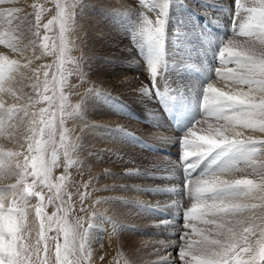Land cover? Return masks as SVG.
I'll list each match as a JSON object with an SVG mask.
<instances>
[{"label": "rangeland", "instance_id": "obj_1", "mask_svg": "<svg viewBox=\"0 0 264 264\" xmlns=\"http://www.w3.org/2000/svg\"><path fill=\"white\" fill-rule=\"evenodd\" d=\"M113 1L116 4L124 3L121 7L109 9L105 6L108 0H102L103 4H100L99 0H77L74 6L72 19L75 25L72 38L75 40V47L69 53L68 59H77L79 69L78 73L69 74L71 65L67 63L64 65L67 77L64 94L69 98L68 103L80 104V107L76 118L64 122V128L68 130L66 143L75 141L78 145L74 151L69 150L68 155L65 156L59 144V134L57 135L56 150L59 166L53 170L52 175L53 177L67 175L61 196L66 201L68 196H71V200L68 201L72 207V211L68 214L69 222L75 224L79 220L82 226L80 230L86 231L82 241L86 249L82 254L85 259L84 264H165V262L182 264L176 246L184 243L180 239L182 232L191 231L183 228V214L191 207L192 200L184 194L186 191L184 171L179 167L183 163L180 141L195 122L202 118L200 101L208 83L212 81L214 86L224 91L233 93L236 91L235 87H225L226 82L214 76L215 68L222 67L218 63L219 49L232 35L230 25L233 0H170L165 51L166 59H172V63L168 64L165 75L178 92L163 100L154 93L141 94L142 88L151 86L146 69L147 49L139 46L137 33L141 12L154 19V14L148 13L149 9L145 7L150 0ZM69 2L70 0H13L10 4L0 6V8L21 10L18 13L20 20L15 21L13 26L20 24V31L16 35L23 33L20 46H27L26 51L19 54L5 45H0V56H7L10 60H17L21 65H28L23 70L5 72L8 78L6 87H11L18 95L22 94L20 101L11 95L0 94V99L6 107L12 104L19 106L24 103V97L35 96L33 84L39 83V90L43 91V73L48 69L42 66L51 65V72L56 71L60 43L59 23L54 24L47 33L43 24L56 15L57 3ZM161 2L162 0H151L149 7L155 12ZM249 2L251 0H242V3ZM33 5L43 6L40 37L45 34L50 37L49 42L57 46L56 54L40 55L41 49L38 45L35 47L29 45V40L33 37L28 28L35 22L38 10ZM217 6L222 15L227 11L231 14L227 16L229 22L225 25L223 21L221 27H218L219 31L228 30V35L226 34L225 37H219V31L214 26L208 25L206 18L208 15H214L211 10ZM92 9L96 10L99 16H94ZM25 17L27 21L20 23ZM204 22L208 23L204 24ZM3 31L5 26L0 22V32ZM8 39H12L11 33ZM33 52L40 58H34ZM228 66L233 67V65ZM134 69H137V75L142 76V83L136 87L137 90L136 88L130 90V94L128 92L131 88L129 84L131 77H128L129 71ZM191 70L199 72L205 81L208 80L207 83H196ZM37 73H39L38 79ZM51 79L50 74L49 81ZM108 79L109 82L118 79L116 82L118 84L115 86L118 88L126 80L128 84L123 87L126 91L117 92L113 90L114 86H102L105 81L108 83ZM58 103L57 101V105ZM41 107L47 108L48 105L40 103L29 110L34 112ZM164 108L168 111L174 110L178 114L181 121L178 132L168 127L165 118L167 110ZM54 110L58 111V108ZM96 111H99L97 115ZM158 113L161 114V120ZM87 116L91 118L88 119ZM202 128L206 129L207 124L195 126L197 134H203L200 131ZM238 130L243 131L246 137L264 139V133L259 130L237 128ZM19 132L21 135L25 134L26 127L21 126ZM26 147L27 143L24 142V148ZM9 150L22 149L19 143L6 135H0V151ZM51 153L50 147L49 156ZM89 157L93 162L96 161L92 164L94 167L102 163L99 164L101 167L99 170L94 168L95 172H93L94 170L88 169L89 164H86V160ZM110 159L121 163L110 166ZM9 163L14 164L15 161ZM206 166L207 162L202 163L196 170L197 173L202 172ZM95 180L97 183H94ZM107 180H109L107 184L110 183L108 185L110 190L103 194L108 197H102V200L98 190L103 189ZM12 183H15V177H0V185ZM94 189H97L98 193ZM44 191L46 196L55 194V190L52 193L47 189ZM30 203L32 208L28 215V230L31 231L32 236L28 243L34 244L36 234L39 232V222L35 216V205L38 201L36 198H31ZM58 204L59 200L48 205L45 208L46 214L51 216L57 212ZM114 233L120 237L126 236L123 237L125 243L124 241L120 245L114 243L112 247L105 236ZM48 235L53 237L57 233L53 231ZM56 242L49 241L53 264ZM59 242L63 243L62 234ZM174 245L175 248H172ZM92 247L100 251L96 254L97 262L91 258ZM133 258L134 260L129 262ZM125 259H128V263Z\"/></svg>", "mask_w": 264, "mask_h": 264}, {"label": "snow or ice", "instance_id": "obj_2", "mask_svg": "<svg viewBox=\"0 0 264 264\" xmlns=\"http://www.w3.org/2000/svg\"><path fill=\"white\" fill-rule=\"evenodd\" d=\"M12 2L0 0V6ZM76 3L77 0L57 3L56 15L43 24L47 33L59 23L60 35L56 71L51 72V65L42 66L48 69L43 73V91L39 90V83L33 84L36 95L24 97V103L19 106L6 107L0 99V135L19 143L22 149L0 151V177H15V183L0 185V264H53L50 240L57 241L54 264H84L82 254L86 249L82 241L86 231L80 230L79 220L75 224L69 222L71 196L68 201L61 196L67 175H52L59 166L57 135L65 156L78 145L75 141L66 143L68 130L64 128V122L76 118L80 107V104L68 103L69 98L64 94L67 83L64 65H71L69 74L78 73L79 69L77 59H68L75 47L72 17ZM150 3L145 7L149 9L148 13L154 14V19L141 12L137 33L139 46L147 49L146 69L151 86L142 88L141 94L154 93L163 100L178 92L165 75L168 64L172 63V59H166L165 51L170 0H162L155 12L149 7ZM33 7L38 10L35 22L28 28L33 37L29 45H38L40 55L56 54L57 46L49 42L50 37L47 34L40 37L43 6ZM20 11L18 8H0V22L5 26V31L0 32V45L23 54L27 47L20 46L23 33L16 35L20 24L13 26L20 20ZM25 21L27 17L20 23ZM231 21L232 35L219 49L218 63L222 67L215 68L214 76L223 79L225 87L237 90L234 93L224 91L212 81L208 83L200 101L202 118L180 141L183 163L179 167L184 171V194L192 200L191 207L183 214V228L191 231L182 232L180 239L184 243L176 246L182 264H264V139L246 137L237 131L240 128L264 133V0L249 3L233 0ZM9 33L12 39H8ZM33 57L40 58L35 52ZM27 67V64L21 65L17 60L0 56V94L11 95L20 101L22 94L6 87L5 72ZM36 76L38 79L39 73ZM40 103H46L48 107L34 112L29 110ZM57 108L58 111L54 110ZM202 123H206L207 128L200 130L203 134H197L195 126ZM21 126L26 127L23 135L19 132ZM13 160L14 164L9 163ZM204 162L207 166L197 173ZM44 189L49 193L55 190V194L46 196ZM31 198L38 201L35 216L39 232L34 244L28 243L32 236L28 230ZM57 200V212L48 216L45 208ZM53 231L57 235L49 237L48 233ZM61 234L62 244L59 242Z\"/></svg>", "mask_w": 264, "mask_h": 264}, {"label": "bare ground", "instance_id": "obj_3", "mask_svg": "<svg viewBox=\"0 0 264 264\" xmlns=\"http://www.w3.org/2000/svg\"><path fill=\"white\" fill-rule=\"evenodd\" d=\"M100 1V4H103L102 3V0H99ZM118 1V0H117ZM124 2H121L120 4H116V2H114L113 0H111V1H109L108 0V3H106L105 4V6L106 7H108L109 9H112V8H116V7H121L122 6V4H123ZM231 3V2H230ZM219 10V7L217 6V8H212V10H211V13H213L214 15H211V16H209L208 14V16H206V18H207V21L209 22H204V23H208V25H210L211 27H213L214 26V28H216V30L217 31H219L218 30V27H221V25H222V23H223V21H224V24L226 25L228 22H229V19H228V17L229 16H231V14H230V12H228L227 11V13H224L223 15H222V13L221 12H219L218 11ZM92 11H93V13H94V16H99V13L96 11V10H93L92 9ZM226 12V11H225ZM206 15V14H205ZM212 16H214L215 18H212ZM228 16V17H227ZM211 17V18H210ZM93 19V18H92ZM96 21V20H95ZM228 31V30H227ZM227 31L226 32H224L223 30L222 31H219L218 32V34H219V37H225V36H227L228 35V33H227ZM227 34V35H226ZM91 49V48H90ZM92 51V50H91ZM95 70V69H94ZM136 70L137 69H134L133 71L132 70H130L129 71V77L128 78H130L131 77V81L129 82V84L131 85V88H129V92L128 93H130V90H134V88H136L137 86H139L142 82V76L141 75H137V73H136ZM192 71V70H191ZM206 78V77H205ZM116 80V79H115ZM99 81V80H98ZM206 81H208V80H206ZM205 81V82H206ZM104 82V81H103ZM108 83H106V81H105V83L103 84L102 82H100V83H102V86H109V85H111V86H117V84L118 83H116V82H118V79L116 80V81H110L109 82V79H108V81H107ZM143 82H144V80H143ZM196 82V81H195ZM99 83V84H100ZM197 83V82H196ZM207 83V82H206ZM205 83V84H206ZM128 83H126V80H124V82H123V84H122V86H120V88H118V87H115V89H113V90H117V92L119 91V90H123V91H126L123 87L124 86H126ZM128 87H129V85H128ZM139 89V88H138ZM136 90H137V88H136ZM237 90V89H236ZM122 91V92H123ZM124 93H127V92H124ZM131 94V93H130ZM10 100L12 101V97L10 98ZM155 112V111H154ZM99 113V111H96L95 112V114L97 115ZM162 113V112H161ZM163 114V113H162ZM90 115H91V113H90ZM95 115V116H96ZM154 115H156V113L154 114ZM164 115V114H163ZM158 116H159V119L161 120L162 119V117H161V114L160 113H158ZM88 117V116H87ZM155 117V116H154ZM89 118H91L90 116L88 117V119ZM157 118V117H156ZM91 120V119H90ZM93 122V121H92ZM160 122V121H159ZM91 123V122H90ZM157 123H158V121H157ZM206 127V126H205ZM90 131V130H89ZM239 131V130H238ZM242 133H243V131H241ZM91 146H92V144H91ZM90 147V146H89ZM168 150V149H167ZM158 151H160V150H158ZM168 152H169V150H168ZM162 153V152H161ZM173 153V152H172ZM94 158V157H93ZM86 160V159H85ZM105 160V159H104ZM87 162H86V164H89V166H88V169H90V170H94V168H95V170H99V168H101V167H99L100 165V163H98L97 164V166H95L94 167V165H92V164H94V162H96V161H94L93 162V160H91L90 159V157H89V159L88 160H86ZM110 166H111V164L113 165V164H115V163H121V161H117V160H114V159H110ZM108 163V162H107ZM123 163V162H122ZM102 164V163H101ZM87 167V166H86ZM98 167V168H97ZM87 169V170H88ZM95 170L93 171V172H95ZM102 170V169H101ZM92 172V173H93ZM97 174V173H96ZM92 177V176H91ZM108 178V177H107ZM108 179H110V178H108ZM98 180V179H97ZM97 180H95V182L94 183H97L96 181ZM91 182H93V180L91 181ZM106 182V181H105ZM104 182V183H105ZM109 182V180H107V182H106V184H104L105 186L103 187V189L102 188H100L98 191H100V193H99V195L101 196V199L103 200V198L102 197H108L107 195L105 196V195H103V194H105V193H107V192H109V190H110V188H109V184H107ZM92 185H93V183H91ZM101 184V183H100ZM93 187V186H92ZM140 189H142V188H140ZM139 189V190H140ZM95 191L97 190V189H94ZM93 190V191H94ZM98 191H96V193H98ZM131 197V196H130ZM142 197V196H141ZM100 199V198H99ZM145 201V200H144ZM99 206H100V204H98ZM151 205V204H150ZM124 212H125V209H124ZM171 215V214H170ZM171 216H174V215H171ZM170 216V217H171ZM174 217H177V216H174ZM177 220V219H176ZM109 234H107V236H105L106 237V239L109 241V243H110V245L113 247V244L114 243H116V244H118V245H120V243L122 242V241H124V238L126 237V236H124V235H122L123 237H120V236H118L117 234H113V235H109ZM91 240V239H90ZM89 240V241H90ZM88 241V242H89ZM124 243H125V241H124ZM127 245V244H126ZM125 245V246H126ZM175 246L176 245H174L172 248H175ZM130 247V246H129ZM93 248V247H92ZM172 248H170V249H172ZM93 255H92V260L93 261H95V262H97V260H95V258L97 259V256H96V254H99L100 253V251L99 250H97V249H94L93 248ZM129 259V258H128ZM127 259V260H128ZM131 259V258H130ZM85 260V259H84ZM126 259H125V261H127ZM134 260V258L132 259V260H129V262L130 261H133ZM127 263H128V261H127Z\"/></svg>", "mask_w": 264, "mask_h": 264}]
</instances>
